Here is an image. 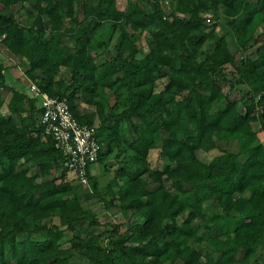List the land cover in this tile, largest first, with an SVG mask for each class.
Here are the masks:
<instances>
[{
  "label": "trees",
  "instance_id": "trees-1",
  "mask_svg": "<svg viewBox=\"0 0 264 264\" xmlns=\"http://www.w3.org/2000/svg\"><path fill=\"white\" fill-rule=\"evenodd\" d=\"M23 1L1 4L0 44L27 60L28 79L40 70L35 84L41 92L66 97L75 119L94 127L102 145L97 161L105 123L113 121L116 131L124 122L122 138L143 171H120L127 181L111 186V200L134 218L103 245V233L95 230L99 219L83 206L72 186L75 174L39 122L37 99L6 85L0 72V88L12 93L8 113L0 110V264H264V143L252 127L257 123L264 132V0H169V13L162 0H126L123 8L117 0L93 6L36 0V14H28L37 36L30 40L10 9ZM44 17L56 34L65 19L74 23L73 46L61 47L57 58L58 49L40 40ZM221 18L226 29L218 34ZM102 22L119 31V40L116 53L98 67L87 36ZM128 28L148 30L141 59ZM207 41L211 51L199 59ZM62 65L70 68L69 84L56 79ZM74 85L107 95L128 91V107L96 126L67 93ZM234 140L237 151L227 146ZM111 141L106 138L107 147ZM216 148L220 153L207 163L196 153ZM154 149L164 165L148 170ZM56 213L58 224L46 223ZM118 229L113 225L112 234ZM71 251L85 261H72Z\"/></svg>",
  "mask_w": 264,
  "mask_h": 264
},
{
  "label": "rangeland",
  "instance_id": "rangeland-1",
  "mask_svg": "<svg viewBox=\"0 0 264 264\" xmlns=\"http://www.w3.org/2000/svg\"><path fill=\"white\" fill-rule=\"evenodd\" d=\"M36 0H24L23 2L16 3V5L10 6V9L13 11L17 21L23 25L25 28V37L30 40L37 36V32L35 28H32L33 19L28 14L29 12L36 14V8L34 7ZM87 4L95 5L96 0H85ZM119 8H123L126 4V0H117ZM4 3V0L0 1L1 4ZM80 6H76V17L81 20L83 16L82 10L79 9ZM162 8L165 12L169 13V5L163 3ZM1 13H5V10H1ZM44 23L47 25L46 30L40 36V40L42 42H48L52 45V49H58L54 52L53 57L57 58L58 51H61V47H72L74 38L72 36V29L74 28V23L72 24L69 19H65L63 25L61 27V33L56 34L50 28V19L44 17ZM210 22L209 24H211ZM225 19L221 18L218 25H216V32L218 34L224 32L226 27L224 26ZM212 25V24H211ZM118 29V28H117ZM129 34L135 40L138 53L135 55L136 59H141L145 52L147 51V38H148V30H132L130 28L127 29ZM88 43L87 49L88 53L91 57H93V62L96 66H100L106 60H109L116 53V44L119 40V31H114L113 25L110 22H102L101 26H99L96 30L90 32L88 34ZM213 41V40H212ZM210 42H205L199 53L198 58H202L206 53L211 51ZM58 47V48H57ZM230 50H234V47H229ZM251 49L249 50V52ZM60 60L62 57L60 56ZM0 65L2 66V71L5 72V80L6 82L11 84L9 76L8 68L13 67H21L22 71L27 70L28 62L25 58L22 57H12L8 52L7 48L0 44ZM0 70V72L2 73ZM39 69L34 71V79L32 78H20L21 81L19 83L14 82L11 85L16 86L18 91H22L30 95L29 84L33 81V83H37L39 81V77L36 75L39 74ZM4 75V74H3ZM20 75V74H19ZM22 75V74H21ZM25 75V74H24ZM16 76V75H15ZM14 76V77H15ZM17 79V77H15ZM56 79H60L64 81V83H71V72L68 66L62 65L59 69V72L56 75ZM4 80V81H5ZM23 80V84H22ZM164 80H159L157 82V91H159L163 85ZM67 93L73 94V102L76 104L78 109L83 113H88L92 116L93 124L96 126H100L101 123L107 118L112 119V117L116 116L123 109L128 107L129 101V92L121 91L116 95H107V93L101 88H97L95 91H91L90 89H86L79 85L72 86ZM170 94H167V98ZM12 97V93L7 91L5 88H0V98L2 99V106L0 110L2 113H8L7 107ZM138 118L133 116V120H137ZM120 129L114 131L113 121H108L105 123V130H103V138H104V148H103V158L98 160L95 163L90 165L89 171L94 180L97 182V190H93L90 187V182L88 185L84 186L79 184L75 179L72 180V186L74 191L80 196L83 206L86 209H89L92 213H94L100 221V224L95 227L96 232L103 233L101 237V243L103 245L108 244V240L111 235L116 238L119 233L122 231H127L128 225L133 221V216L131 212L122 210L117 201H112L111 186L116 189V185L126 182L125 175H119L120 171L123 173L127 172V175L133 176L135 173L143 171V165L138 164L133 157V153L130 149H128L125 144L122 135L126 132L124 122L120 123ZM253 130L256 132L257 137L264 143V132L259 131V126L257 123L252 124ZM101 131L102 128L100 127ZM127 134V133H126ZM112 139L110 146H106V138ZM127 137V136H125ZM129 139V138H128ZM237 140L232 141L228 148L232 151L238 150ZM102 147V145H101ZM199 159L203 162H209L214 156L220 153V151L216 148L210 151H204L198 149L196 151ZM164 165L163 159L159 158L158 150L154 149L149 153L147 168L148 170L162 169ZM33 172V171H32ZM147 172L143 174V177H146ZM59 218L58 214H53L50 218L46 219V223L58 224ZM34 224L33 222H31ZM30 223V224H31ZM119 224V229L116 232L117 234H112L111 229L113 225ZM76 233L81 237H84L85 234L82 232V229L76 226ZM63 247H68L67 243H64ZM73 253L72 261H85L82 259L81 255L75 251H71Z\"/></svg>",
  "mask_w": 264,
  "mask_h": 264
},
{
  "label": "built area",
  "instance_id": "built-area-1",
  "mask_svg": "<svg viewBox=\"0 0 264 264\" xmlns=\"http://www.w3.org/2000/svg\"><path fill=\"white\" fill-rule=\"evenodd\" d=\"M163 3L169 5V0H162L161 5ZM29 91L41 108L39 122L44 133L51 137L54 147L62 154V165L75 174L79 184L88 185L87 168L97 162L101 150L94 127L75 119L66 97L49 96L33 82L29 84Z\"/></svg>",
  "mask_w": 264,
  "mask_h": 264
},
{
  "label": "crops",
  "instance_id": "crops-1",
  "mask_svg": "<svg viewBox=\"0 0 264 264\" xmlns=\"http://www.w3.org/2000/svg\"><path fill=\"white\" fill-rule=\"evenodd\" d=\"M6 70L7 69H5L4 71L5 72H3L2 71V73L4 74V80H5V75H6ZM8 70H9V76H12V78H10L12 81H11V84L13 83L14 84V82H17V83H19L20 81H21V79L20 78H26V76L24 75V70L22 71V68L21 67H13V68H8ZM20 74V75H19ZM22 74V75H21ZM16 75V76H15ZM17 77V79H15V77ZM18 77H20V78H18ZM23 78V79H24ZM14 81V82H13ZM5 84L6 85H8V86H11V87H14L16 90H17V88H16V86H13V85H11L10 83H8V82H6V80H5ZM22 84H23V80H22ZM20 92H22V91H20Z\"/></svg>",
  "mask_w": 264,
  "mask_h": 264
}]
</instances>
